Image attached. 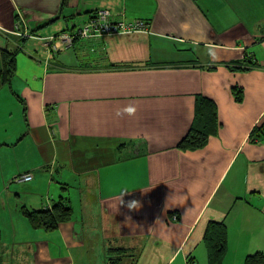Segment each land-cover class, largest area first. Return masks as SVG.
<instances>
[{
  "label": "crops",
  "instance_id": "0c3cea01",
  "mask_svg": "<svg viewBox=\"0 0 264 264\" xmlns=\"http://www.w3.org/2000/svg\"><path fill=\"white\" fill-rule=\"evenodd\" d=\"M60 5L0 0V49L18 46L9 34L19 21L36 37L34 51L41 38L75 32L99 9L144 20L148 30L83 40L78 53L58 51V62L35 53L48 64L28 51L16 56L11 81L0 87V157L26 143L35 163L3 170L2 186L32 184L39 195L29 210L67 197L72 216L25 240L0 233V264H108L109 254L119 264H208L210 221L226 226L222 264L264 254V0ZM82 57L93 65L78 66ZM200 98L215 104L218 127L203 147L182 151L177 144ZM26 173L30 182L16 180ZM8 240L18 244L9 250Z\"/></svg>",
  "mask_w": 264,
  "mask_h": 264
},
{
  "label": "trees",
  "instance_id": "16d2710c",
  "mask_svg": "<svg viewBox=\"0 0 264 264\" xmlns=\"http://www.w3.org/2000/svg\"><path fill=\"white\" fill-rule=\"evenodd\" d=\"M78 1L79 0H61L60 7L61 9L74 8L78 4ZM97 11L98 10L95 12ZM17 23L19 27L14 28L13 33L17 30L19 35H12V33L9 34V37L17 42L18 46L16 45L15 47H17L18 50L14 52L13 50H8V48L0 49V87L8 85L15 73L16 56L22 46L21 44L25 43L29 38H36L33 34L24 32V22L19 21ZM57 52L50 55L55 56ZM244 62L252 63L248 59ZM240 68L246 70L250 67ZM234 95L236 97L235 99L240 101V89H236ZM195 117L196 121L194 125L190 127L186 135L177 144V148L182 151H192L203 147L206 144L208 137L214 134L218 127L216 107L212 101L200 98L196 105ZM258 132L262 133L261 127H255L251 132V136L259 138L260 134H258ZM61 188L65 189L64 187ZM23 214L28 219L32 229L52 232L57 229L58 224L71 220L72 208L69 199L60 196L52 201L50 206H45L37 210H29L25 208L23 209ZM203 242L206 249L208 264H222L227 248V230L223 221H210L207 224L203 236ZM114 251H118V249ZM119 262L120 258L114 256L112 258L111 254L108 255V264H119ZM243 264H264V254L262 252H255L247 255Z\"/></svg>",
  "mask_w": 264,
  "mask_h": 264
},
{
  "label": "rangeland",
  "instance_id": "374dc122",
  "mask_svg": "<svg viewBox=\"0 0 264 264\" xmlns=\"http://www.w3.org/2000/svg\"><path fill=\"white\" fill-rule=\"evenodd\" d=\"M260 2V1H259ZM262 13V9L260 11L261 15ZM79 18V17H78ZM78 18H74L72 21L73 23H75L76 25L79 23V19ZM264 25V24H263ZM89 41V40H88ZM34 41L29 38L26 40L25 43L27 44H21V48L19 49L18 54H22L23 51H28L29 53H31L32 55H34L35 60L38 61V59L42 62H45L43 59H40L39 56L35 55V53H40L41 55H43L42 57H45V55L47 54L46 52H44L41 47L37 48L36 50L33 51L32 47V43ZM10 43V42H8ZM5 45L7 44H3V48H5ZM83 40H77L71 48H64L60 51H63L65 54L69 53V54H73L74 52H79L78 48L79 46H83ZM41 46V44H40ZM12 46H8V50H13L14 52H16L18 50L17 47L11 48ZM22 50V52H21ZM31 52H30V51ZM62 52V53H63ZM17 54V55H18ZM60 53L55 54V62H58V57H59ZM78 56L81 55V53L77 54ZM51 57L50 59V63H52L53 60V56L50 55ZM64 57V56H63ZM63 57L61 59H63ZM92 58V57H90ZM60 59V58H59ZM67 58H65V60H62L65 64H66V60ZM82 63L77 64L78 66H89V65H93V62L89 59H84L82 57ZM61 61V60H60ZM47 63L49 61H46ZM15 120L8 122L7 123V127L10 126V124L12 123L10 128H13L16 126V123H14ZM19 137V136H18ZM2 154V153H0ZM0 159H2V163H0V233L4 234L5 236H12L14 235H20L19 239H23L25 240L26 238H28V236L33 235L34 231L32 230V227L30 226V223L28 221V219L24 216L23 214V209L27 208L30 209L29 206L31 205V203L34 202L36 195H39L38 192H33V190H30L29 187L32 184L29 183H22V184H18L16 185V188L14 187V185H5L4 187L2 186L3 182V175H2V171L8 169L9 166H14V165H18L19 168H23L25 166H29L33 163H35V158L34 155L32 154L31 149L29 148L28 145H26V143H22L19 148L15 151V153L12 152V154L8 153V154H3ZM1 166H5V167H1ZM66 176H68V172L65 171ZM46 177V176H44ZM55 178H57V176H55ZM67 178V177H66ZM7 181V180H6ZM50 182V180H49ZM54 184V183H53ZM42 188L44 189V193H46V191L49 189H45L47 186V180L44 181V183L41 185ZM54 187L56 188H60V184L57 185H53V189ZM76 186H74L72 189H70V199H71V203H73V207L74 209H78V206H80V202L76 201L75 198H77L78 200V191H76ZM52 190L48 191L47 197L49 198V196L52 195ZM77 192V194L75 193ZM58 194H56L57 196ZM55 196V197H56ZM81 196V195H80ZM75 200V201H74ZM84 205V203H83ZM77 211H81V210H76ZM37 232V231H35ZM41 233H45L44 231H40ZM28 235V236H27ZM18 239V240H19ZM16 241V240H15ZM13 240L11 241H7L6 244V248L8 247V249L10 250L12 247H16L15 244L18 242H15ZM21 241V240H19ZM18 244V243H17ZM97 245V246H96ZM92 246L94 248H96V251H98V247H99V241H92ZM99 252L101 253V250H99ZM102 257V256H101ZM115 257V256H114ZM113 258V256H112ZM103 260V257L101 258ZM127 258H123V261L121 262L122 264H126L125 261H128Z\"/></svg>",
  "mask_w": 264,
  "mask_h": 264
},
{
  "label": "built area",
  "instance_id": "2783aa9c",
  "mask_svg": "<svg viewBox=\"0 0 264 264\" xmlns=\"http://www.w3.org/2000/svg\"><path fill=\"white\" fill-rule=\"evenodd\" d=\"M17 25L15 28H18ZM148 23L141 19L128 20L122 15H114L109 10H98L91 15L87 21L80 24L75 32H60L55 35L47 36L42 39L41 49L50 55L57 51L69 48L75 40H105L108 36L126 35L137 32H146ZM14 34L19 35L16 30ZM47 61V60H46ZM45 61V64H48ZM33 176L30 173L23 174L16 180L30 182ZM175 220L176 216H172Z\"/></svg>",
  "mask_w": 264,
  "mask_h": 264
}]
</instances>
